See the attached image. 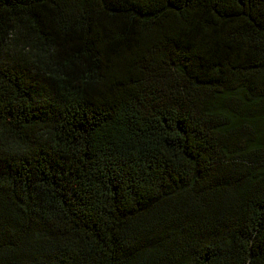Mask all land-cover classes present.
<instances>
[{"label": "trees", "instance_id": "1", "mask_svg": "<svg viewBox=\"0 0 264 264\" xmlns=\"http://www.w3.org/2000/svg\"><path fill=\"white\" fill-rule=\"evenodd\" d=\"M0 264H264V0H0Z\"/></svg>", "mask_w": 264, "mask_h": 264}]
</instances>
